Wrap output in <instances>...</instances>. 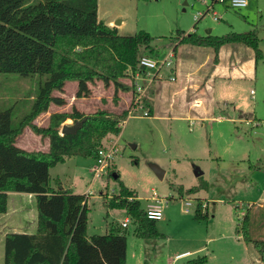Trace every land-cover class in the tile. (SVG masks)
I'll return each instance as SVG.
<instances>
[{"label":"rangeland","instance_id":"obj_1","mask_svg":"<svg viewBox=\"0 0 264 264\" xmlns=\"http://www.w3.org/2000/svg\"><path fill=\"white\" fill-rule=\"evenodd\" d=\"M213 1L100 0L98 17L105 23L124 21L121 34L141 30L150 33L154 37L151 42L154 51L143 50L142 55L160 61L172 52L175 43L171 37H177L179 31L224 35L256 29L264 55V0H247V6L242 8L229 7L228 1L214 2L217 17L209 7ZM202 47L213 52L208 60L213 66L218 61V52L213 47ZM251 57L250 73L217 76L204 89L201 106L197 108L190 104L193 97L183 100L176 93L178 85L185 80L172 67L164 65L159 73L149 69L152 82L144 97L152 100L151 115H144L146 106L135 105L130 69L120 79L128 89L118 90L117 101L113 83L109 86L101 80L89 83L91 95L78 98L77 81H67L63 92H53L65 98L66 104L51 103L34 123L46 127L52 113L72 112L73 107L84 113L97 109L120 113L128 109L121 132L110 134L102 145L116 143L118 153L103 171L95 170L96 159L79 155L52 167L32 163L36 171L34 178L49 179L52 186L61 181L62 186L86 196L89 236L105 234L111 223L119 224L126 218L124 209L107 204L119 192L120 180L137 192L144 208L147 198L156 191L164 202V215L157 220V229L165 237L140 238L135 234V224L128 219V227L122 228L127 236L126 264H183L186 258L175 260V256L199 248L192 257L207 255L205 264H256L257 261L264 264L239 230L243 215L250 213L252 235L264 238V56L258 62L255 56ZM172 61L175 64V57ZM172 75L176 78L173 81ZM40 82L39 75L0 74V105L13 106L14 123L30 110ZM74 123L72 118L63 122ZM48 141V137L35 133L30 126L17 137V143L25 144L30 151L44 150ZM152 164L165 170L163 179ZM196 168L203 171L201 176H196ZM115 172L120 174L119 180L114 177ZM193 186L198 191L189 193ZM29 196L28 192L12 193L9 207L12 209L18 203L24 205L27 213L37 210L36 197ZM186 200L192 202L188 213L184 211ZM199 201L203 203L202 212H208L206 217H196ZM6 221V213L0 214V237L8 231ZM0 261L4 262V239L0 241Z\"/></svg>","mask_w":264,"mask_h":264},{"label":"trees","instance_id":"obj_2","mask_svg":"<svg viewBox=\"0 0 264 264\" xmlns=\"http://www.w3.org/2000/svg\"><path fill=\"white\" fill-rule=\"evenodd\" d=\"M153 39L144 30L125 35L116 26L106 24L98 17V0H0V74L41 76L38 96L18 122L13 120V106L0 105V214L7 211L10 191L34 193L37 208L35 232L5 235L3 264H126L127 236L123 227L111 223L107 233L89 236L86 196L62 186L61 181L52 186L49 179H35L31 164L52 167L77 155L97 159L104 139L121 132L129 110L84 113L73 107L72 112L52 113L46 127L34 120L51 103L66 104L65 98L53 92H63L70 80L78 83V98L91 95L89 83H113L117 101L118 90L128 89L120 79L137 66L145 51H154ZM171 39L174 51L179 44L209 46L218 52L225 44L241 43L254 49L256 62L264 56L256 29L224 35L179 31ZM141 103L151 115L152 100L144 97ZM68 118L83 120L82 126L75 133L61 134L60 127ZM26 126L49 138L48 151H29L17 145V137ZM114 174L119 180L120 174ZM198 189L193 186L188 192ZM107 204L126 211L138 237H165L157 229L158 219L148 217L137 192L123 181ZM202 205L199 201L197 218L208 215L202 212ZM239 230L264 262V238L252 235L250 213L243 215ZM207 260V255H198L183 264H205Z\"/></svg>","mask_w":264,"mask_h":264},{"label":"crops","instance_id":"obj_3","mask_svg":"<svg viewBox=\"0 0 264 264\" xmlns=\"http://www.w3.org/2000/svg\"><path fill=\"white\" fill-rule=\"evenodd\" d=\"M99 1L100 0H98V2ZM98 12H99V7H98ZM106 23L110 26H116L119 32H121V29L124 26L125 22L121 21L120 24L115 25V22L113 20H110L109 22ZM210 31L211 29L209 28L208 32ZM172 52L174 54L173 57H175L176 59L175 64L172 63L171 66L172 70L173 72L177 73L178 77H184L185 80L178 85L177 87L178 89L176 90V93L181 95L183 100L186 99L189 100V98L193 97L190 101V104L192 105V107H196V108L201 106V100L205 95L204 89L206 90V88L210 87L211 80H215L217 76H229L230 73L232 72L234 73V75L246 76V73H250L252 71L251 69L252 66L251 65L248 66L249 62L251 61L253 62V57L251 56H255V52L253 48L241 43H228L223 45L218 51V61L214 63L213 66H211L208 63V60L211 59L213 52L202 46H196L192 44H182L180 46H177L175 51L172 50ZM203 74H205L204 78H207L206 80L202 78ZM170 80L172 79L170 78ZM196 102H200V103L197 105ZM69 119L71 118H68L67 121ZM17 145L20 146L21 148L30 151V149L25 144L17 143ZM45 145H46L44 146L45 149L42 151L49 150L50 147L49 141ZM12 193H19V192L10 191L8 192L9 197ZM29 195H30L29 198L35 197L34 193H29ZM8 203H9V198H8ZM5 213L7 217L6 223L8 222L7 224L8 231H6L4 234L1 235L0 241L3 239L5 240V235L9 232L33 233L36 231L37 228L36 209H31L30 213H27L24 205H19L17 203V205L15 207H12L11 209L8 204V208ZM126 219L127 220L130 219V217L126 216L124 220ZM122 222L119 223L120 226H122ZM199 249L185 250L177 254L175 256V260L176 259L180 260L183 258H186L185 260H187L188 258H191L192 255ZM0 264L3 263H1L0 261Z\"/></svg>","mask_w":264,"mask_h":264},{"label":"built area","instance_id":"obj_4","mask_svg":"<svg viewBox=\"0 0 264 264\" xmlns=\"http://www.w3.org/2000/svg\"><path fill=\"white\" fill-rule=\"evenodd\" d=\"M228 1L229 7L232 8H242L247 6L248 1L247 0H215V2H226ZM214 14L215 17L218 16L217 11L214 9V1L209 6ZM209 10V8H208ZM173 52L169 54V56L164 60L160 61L157 58L149 55H142L139 59V62L135 68L130 69V77L134 85V92L136 95V102L135 105L138 107L140 106L143 108V104L141 103L142 98L146 94L150 82H152L151 73H149V69H156L157 73H159L164 65H167L168 67L172 66V57ZM171 79L174 80L175 77L172 75ZM149 81V82H148ZM254 91L252 90V93ZM148 111L146 110L144 115H147ZM118 153L116 143H112L107 147H101L98 152V157L96 159L97 166L95 167L96 171H103L107 167H109L110 163L114 160V157ZM148 203L145 207V210L147 212L148 217L153 219H161L163 217V209H164V202L162 197H160L159 194H157L156 191L153 192L152 196L147 198ZM192 205L191 200H186L184 203V211L190 212V206ZM205 207V206H204ZM123 227L128 226V220H124L122 222Z\"/></svg>","mask_w":264,"mask_h":264},{"label":"water","instance_id":"obj_5","mask_svg":"<svg viewBox=\"0 0 264 264\" xmlns=\"http://www.w3.org/2000/svg\"><path fill=\"white\" fill-rule=\"evenodd\" d=\"M121 21H122L121 19L116 20L115 25L120 24ZM82 123H83V120H79L75 122L74 124H63L61 127V134L75 133L82 126ZM152 167L157 173V175L159 176V178L163 179L165 175V170L156 164H152ZM195 174L196 176H201L203 174V171L200 170V168H196ZM114 177L117 178L118 175L114 174Z\"/></svg>","mask_w":264,"mask_h":264}]
</instances>
